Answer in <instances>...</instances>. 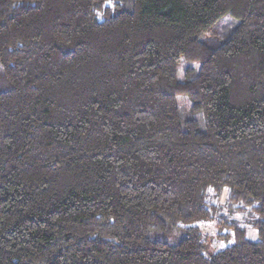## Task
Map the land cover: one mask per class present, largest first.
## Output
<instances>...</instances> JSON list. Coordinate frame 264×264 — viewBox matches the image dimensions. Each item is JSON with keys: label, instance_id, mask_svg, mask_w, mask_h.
Segmentation results:
<instances>
[{"label": "trees", "instance_id": "16d2710c", "mask_svg": "<svg viewBox=\"0 0 264 264\" xmlns=\"http://www.w3.org/2000/svg\"><path fill=\"white\" fill-rule=\"evenodd\" d=\"M0 264H264V0H0Z\"/></svg>", "mask_w": 264, "mask_h": 264}, {"label": "rangeland", "instance_id": "374dc122", "mask_svg": "<svg viewBox=\"0 0 264 264\" xmlns=\"http://www.w3.org/2000/svg\"><path fill=\"white\" fill-rule=\"evenodd\" d=\"M181 75V73H180ZM182 77V76H181ZM179 104H180V109H181V112L182 114L185 115V104H184V101L182 100V98L179 97ZM197 119L200 121V125L202 126L203 124V120H201L200 118V115L197 116ZM200 226L202 227L203 229V232H205V235L208 236V238L210 239V241H212L213 245L216 246L215 249L216 250H219V248H223L227 245L230 244V241H219L218 242V239H217V223L216 222H213V223H199ZM211 249H212V246H211Z\"/></svg>", "mask_w": 264, "mask_h": 264}]
</instances>
